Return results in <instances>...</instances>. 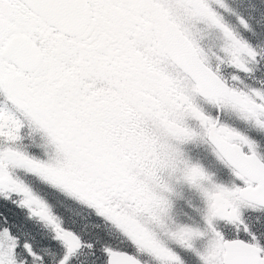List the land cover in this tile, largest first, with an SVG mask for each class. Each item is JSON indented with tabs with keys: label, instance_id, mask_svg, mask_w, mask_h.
Instances as JSON below:
<instances>
[{
	"label": "snow or ice",
	"instance_id": "6c2138e0",
	"mask_svg": "<svg viewBox=\"0 0 264 264\" xmlns=\"http://www.w3.org/2000/svg\"><path fill=\"white\" fill-rule=\"evenodd\" d=\"M0 264H264V0H0Z\"/></svg>",
	"mask_w": 264,
	"mask_h": 264
},
{
	"label": "trees",
	"instance_id": "16d2710c",
	"mask_svg": "<svg viewBox=\"0 0 264 264\" xmlns=\"http://www.w3.org/2000/svg\"><path fill=\"white\" fill-rule=\"evenodd\" d=\"M50 195H51V202L53 203V204H57L58 206H59V204L63 201V199L59 196V195H57L56 193H50ZM59 203V204H58ZM73 206V205H72ZM65 207H69V205H68V203H65ZM74 207H76V206H73L72 208H73V210H74ZM71 208V209H72ZM61 210L63 209V208H60ZM59 209V210H60ZM60 210V211H61ZM72 210V211H73ZM62 213H63V211H61ZM64 214V213H63ZM38 231V230H37Z\"/></svg>",
	"mask_w": 264,
	"mask_h": 264
},
{
	"label": "rangeland",
	"instance_id": "374dc122",
	"mask_svg": "<svg viewBox=\"0 0 264 264\" xmlns=\"http://www.w3.org/2000/svg\"><path fill=\"white\" fill-rule=\"evenodd\" d=\"M205 164H207L208 166H211V164H212V161H211V158L209 157V158H207V159H205ZM223 179H226L227 177H226V174L222 177ZM50 193L52 194H54L55 192H51V191H49V190H45V194L48 196V198H49V200L51 201V195H50ZM57 194V193H56ZM58 195V194H57ZM61 197V196H60ZM62 198V197H61ZM63 199V198H62ZM68 204H70V203H68ZM71 205V204H70ZM73 206H75V205H73ZM66 213H68V212H66ZM81 225V223L80 224H78V227Z\"/></svg>",
	"mask_w": 264,
	"mask_h": 264
},
{
	"label": "flooded vegetation",
	"instance_id": "af4514ba",
	"mask_svg": "<svg viewBox=\"0 0 264 264\" xmlns=\"http://www.w3.org/2000/svg\"><path fill=\"white\" fill-rule=\"evenodd\" d=\"M59 204V203H58ZM69 205V207H64L61 211H63V213H64V215L67 217L68 215H69V213H66V211H65V208H68V209H70V210H73V206L72 205H70V204H68ZM72 208V209H71ZM73 211H77V209H76V207H74V210ZM84 227V224L83 223H81V225L79 226V228H83ZM37 230L39 231V229L37 228Z\"/></svg>",
	"mask_w": 264,
	"mask_h": 264
}]
</instances>
